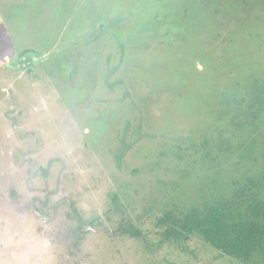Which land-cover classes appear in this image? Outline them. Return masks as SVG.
I'll use <instances>...</instances> for the list:
<instances>
[{"label":"rangeland","instance_id":"rangeland-1","mask_svg":"<svg viewBox=\"0 0 264 264\" xmlns=\"http://www.w3.org/2000/svg\"><path fill=\"white\" fill-rule=\"evenodd\" d=\"M250 181L264 0H0V264H245L161 220Z\"/></svg>","mask_w":264,"mask_h":264},{"label":"trees","instance_id":"trees-1","mask_svg":"<svg viewBox=\"0 0 264 264\" xmlns=\"http://www.w3.org/2000/svg\"><path fill=\"white\" fill-rule=\"evenodd\" d=\"M264 184L250 181L224 200L190 212L168 213L161 220L168 239L201 238L245 264H264ZM139 236L137 230L130 231Z\"/></svg>","mask_w":264,"mask_h":264},{"label":"flooded vegetation","instance_id":"flooded-vegetation-1","mask_svg":"<svg viewBox=\"0 0 264 264\" xmlns=\"http://www.w3.org/2000/svg\"><path fill=\"white\" fill-rule=\"evenodd\" d=\"M76 217L79 219V216H76ZM81 225H82V222H80L79 226L82 227ZM80 227L77 229L76 232H77V233H82V234H83L85 230H84V228H80ZM86 229H90V227H87ZM133 229H134V230H137V231L140 233V235H139V236H133V234L130 233V231H133ZM123 233H127V234H129V235H131V236H133V237H136V238H141V236H142V235H141V232H140L138 229H136V228H134V227H132V226H129L127 229H124V227H123Z\"/></svg>","mask_w":264,"mask_h":264}]
</instances>
